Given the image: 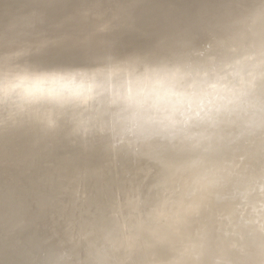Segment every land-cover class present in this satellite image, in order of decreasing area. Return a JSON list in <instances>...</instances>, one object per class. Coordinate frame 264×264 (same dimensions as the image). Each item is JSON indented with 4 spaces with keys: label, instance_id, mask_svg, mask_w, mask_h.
Returning <instances> with one entry per match:
<instances>
[{
    "label": "clouds",
    "instance_id": "obj_1",
    "mask_svg": "<svg viewBox=\"0 0 264 264\" xmlns=\"http://www.w3.org/2000/svg\"><path fill=\"white\" fill-rule=\"evenodd\" d=\"M0 264H264V0H0Z\"/></svg>",
    "mask_w": 264,
    "mask_h": 264
}]
</instances>
